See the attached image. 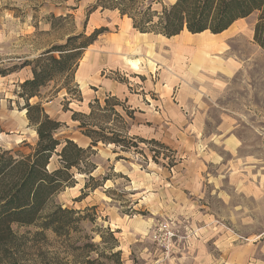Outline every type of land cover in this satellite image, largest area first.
Instances as JSON below:
<instances>
[{
  "label": "rangeland",
  "instance_id": "1",
  "mask_svg": "<svg viewBox=\"0 0 264 264\" xmlns=\"http://www.w3.org/2000/svg\"><path fill=\"white\" fill-rule=\"evenodd\" d=\"M98 1L0 0V148L28 154L37 145L36 126L19 92L33 76L35 59L70 36L101 31L71 70L30 99L62 123L56 136L88 147L93 140L80 122L89 121L84 115L90 104L98 98L105 106L114 96L110 87L124 86L125 92L115 106L122 120L99 113L92 120L107 136L122 128L126 146L100 140L87 167L92 173L73 169L75 183L54 195L44 211L55 205L74 209L76 228L58 234L44 229L43 220L14 223L18 263L264 264V48L254 40L258 13L223 33L168 36L195 45L193 52L175 55V68L169 64L174 72H168L169 65L158 66L142 41L175 44L160 33L132 29L128 15L95 8ZM85 65L96 68L82 74ZM53 156L50 167H57ZM90 175L95 180L88 182Z\"/></svg>",
  "mask_w": 264,
  "mask_h": 264
},
{
  "label": "trees",
  "instance_id": "2",
  "mask_svg": "<svg viewBox=\"0 0 264 264\" xmlns=\"http://www.w3.org/2000/svg\"><path fill=\"white\" fill-rule=\"evenodd\" d=\"M156 4H161V7L158 8ZM98 6L103 10H117L122 16L128 15L132 19L133 28L141 33L155 32L167 38L180 35L183 31L192 34L207 31L223 33L238 19L258 13L254 40L264 48V0H175L167 5L164 0H99L95 8ZM100 32L95 29L90 36L79 33L70 36L63 44L54 45L35 59L33 76L22 84L19 94L26 99L25 108L30 122L36 126L38 143L28 154L0 148V264H19L15 244L17 236L12 227L14 223L25 225L43 220L41 226L44 229L52 228L58 234L76 228V211L55 205L45 213L49 201L66 186L75 183L73 169L92 173V169L87 167L95 152L94 145L100 140L123 147L128 142L122 134V128L113 129L112 136L94 129L97 124L92 119L98 113L123 119L115 107L118 105L116 96L108 97L105 106L100 104L98 98L96 103L90 104V114L84 115L90 122H80L81 128H87L84 134L93 140L86 148L71 138L61 140L57 137L62 123L52 118L40 103L30 102L32 97L39 95L40 88L46 82L62 71L71 70L77 58L96 40ZM55 52H61L60 58L54 55ZM128 113L133 117L134 109ZM104 129L101 128L102 132ZM53 155L58 156L57 167H50ZM94 180L90 175L88 182Z\"/></svg>",
  "mask_w": 264,
  "mask_h": 264
},
{
  "label": "crops",
  "instance_id": "3",
  "mask_svg": "<svg viewBox=\"0 0 264 264\" xmlns=\"http://www.w3.org/2000/svg\"><path fill=\"white\" fill-rule=\"evenodd\" d=\"M122 16V15H121ZM123 18H126L125 16H122ZM127 19V26L131 27L132 29L133 28V23H132V19L131 18H126ZM184 31L181 34H183ZM204 33V32H202ZM146 34H149V33H143V35H146ZM150 34H155V33H150ZM158 34V33H157ZM155 34V35H157ZM135 35V34H134ZM179 35V34H178ZM176 35V36H178ZM196 35H199V34H196ZM174 37V36H173ZM172 38V37H171ZM169 41H172V40H168ZM143 44H145L148 49V56L151 57L152 59L154 58L155 60H157V65L159 66L160 64L163 66H166V65H169L170 62L172 64H174V68H175V64L176 62L174 61V56L179 54V53H190V52H193V48L195 49V45L194 44H190V43H187V42H184V44H178L176 43V41H172V43H174L175 45L172 46V44H168L166 43L165 41H156L155 43H149L148 41H145L143 40L142 41ZM118 47V51L121 52L120 54H122V47L121 46H117ZM166 52V54H165ZM162 55H165L164 57H162ZM156 58H159V59H156ZM161 60L165 61V62H161ZM167 62V63H166ZM147 64V63H146ZM148 66V64H147ZM170 67H173V66H167V70L168 72L171 71V72H174V70ZM96 66H92V68H90V66L88 65H85L83 68H82V71L81 73L82 74H85L86 72H90V70H95ZM148 68V67H147ZM81 70V69H80ZM164 70V68H163ZM162 70V71H163ZM83 79V77H81V80ZM110 85H113L114 81L109 78V82H108ZM174 85V84H173ZM111 88V92L113 93L114 96L118 97L120 93L122 94H125L124 92V86L121 87V86H116V88ZM118 93V94H117ZM119 98V97H118ZM26 111V110H25ZM163 144V143H162ZM81 145V144H80Z\"/></svg>",
  "mask_w": 264,
  "mask_h": 264
},
{
  "label": "bare ground",
  "instance_id": "4",
  "mask_svg": "<svg viewBox=\"0 0 264 264\" xmlns=\"http://www.w3.org/2000/svg\"><path fill=\"white\" fill-rule=\"evenodd\" d=\"M191 34H192V33H191ZM174 37H175V36H174ZM200 38H201V37L196 38L195 40L198 41V40H200ZM141 39H142V38H141ZM184 39H191V38H190L189 36H184ZM137 40H138V39H137ZM139 40H140V39H139ZM139 40H138V41H139ZM168 40H169V38H168ZM190 44H191V43H190ZM204 46H205V45H204ZM151 62H153V61H151ZM228 63H229V62H228ZM229 64H230V63H229ZM229 66H230V65H229Z\"/></svg>",
  "mask_w": 264,
  "mask_h": 264
}]
</instances>
